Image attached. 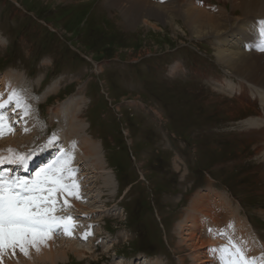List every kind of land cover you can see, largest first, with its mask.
Listing matches in <instances>:
<instances>
[{"label": "rangeland", "instance_id": "374dc122", "mask_svg": "<svg viewBox=\"0 0 264 264\" xmlns=\"http://www.w3.org/2000/svg\"><path fill=\"white\" fill-rule=\"evenodd\" d=\"M156 1L168 2L172 23L159 15L127 25L123 7L136 0H0V73L23 77L29 89L20 95L32 112L25 116L14 103L7 106L14 111L8 117L14 131L5 130L0 141L20 138L37 123L43 130L29 136L30 144L21 151L12 148L33 159L48 148L54 129L65 125L70 138L77 121L85 126V137L98 143L102 165L111 172L109 188L106 175L79 150L80 160L70 167L85 194L57 193L53 214L71 216L91 244L85 255L71 252L56 264H142L141 257L150 264H196L193 249L178 246V222L199 192L225 195L264 243V143L246 124L248 115L263 113L264 106L258 99L248 106L240 93L224 88L230 80L236 88L245 82L217 58L214 36L197 37L187 27L190 4L225 11V3L146 2ZM225 1L227 16L236 22L247 18L244 28L264 30V0L244 4L258 10L247 17L240 9L232 12L244 0ZM5 91L0 84L3 97ZM27 116L35 121L27 125ZM64 145L78 154L73 144ZM72 202L94 212L79 220ZM252 242L257 245L255 238ZM9 257L22 258L18 249L7 250L0 264Z\"/></svg>", "mask_w": 264, "mask_h": 264}, {"label": "bare ground", "instance_id": "6f19581e", "mask_svg": "<svg viewBox=\"0 0 264 264\" xmlns=\"http://www.w3.org/2000/svg\"><path fill=\"white\" fill-rule=\"evenodd\" d=\"M146 1L136 0L137 4L132 5L131 8L126 9L127 5L123 7V10H125L124 14L127 18L125 21L127 25H132L141 17L146 18L151 16L153 18H157L159 17V15H161L163 19L172 23L171 19L173 18V13L170 10V5L168 4V2L158 3L156 1L152 3ZM219 1L225 3V11L221 9L219 11L217 9L205 10V8L203 7L199 8L190 4L189 8L186 11L188 20L187 27L190 30V33L197 37L214 36L215 43H217V45L219 46V50L216 51L217 58L220 60V62L224 63V65L228 70H230V72L236 73L242 79V81L245 82H240L239 84L236 83L238 85V87L236 88L233 80H230L227 85L224 86V88L227 87L230 92H235V94L240 93V99L243 100L248 106L255 105L254 99L255 101L256 99H258L260 104L264 106V52L258 50L256 54V49L254 48L257 45H259L257 48L264 46V30L256 26L252 28H244L242 24L247 20V18H242L240 22H236V18H232L225 14L229 13L228 7L226 6V1ZM255 1L256 0H244V2L242 3L243 5L241 4L238 6H233L232 12H236V10L240 9L241 17H247L254 11L258 10L249 11V9H246L247 7L243 6L244 4H246V6L248 4L252 5L255 3ZM205 6H208L207 3H205ZM218 13H220V15H218ZM16 78L19 79V82L16 80ZM22 79L23 77L17 74L12 75L10 73H0V84H2V86L6 88V93L10 92L13 89H15L16 91L18 90L20 92L19 94L27 93L29 87L26 86L25 81H21ZM246 82L252 84L250 86H255L249 87V89ZM250 91L251 96L249 95ZM7 98L8 96L3 97L4 100H7ZM0 111H4L6 115H8L7 117H11L12 112H14L11 106H6L5 110L0 109ZM28 112H30V110ZM60 112L61 111H59V113ZM30 113L32 114V112ZM263 113H249L250 115H248L249 117H247L248 122L246 123L248 127L252 129V131L258 132V134L261 136V143H264ZM73 114H75L74 111H72L71 114L67 113V115H65L66 120H68V117L72 116ZM78 114H76V116ZM19 118L21 119L22 116ZM25 119L27 125L35 121L32 116H30V118L29 116H27ZM30 119H33L34 121H30ZM70 122L71 120H69L66 125L68 126ZM75 122L76 125H74L70 130V135L74 139H71L70 136V138H68V134L65 131V125L62 127L60 126L54 131V134L52 135L53 137L51 139L52 142L50 141L51 143L47 146L48 148L45 150V152H41V149L39 153H35L34 157L37 158L38 156H40L44 161L46 159H50V161H55L58 157L61 156V151H58L59 149L63 150L65 153H69L72 155L73 159L71 160V164L73 165L74 162L78 163L81 158L80 154L84 151L85 155L93 159L90 160L91 166L95 165L94 168L96 167V171H99L100 173L106 175L105 183L110 188L113 183L112 179L108 174L111 172H108L106 170V167L102 165L103 163L100 158V148L98 143L96 141H92L90 138H88V136L85 137L83 133L85 131V126L81 123L77 124V121ZM32 127L33 130H31ZM32 127H30V129H27V131H22L20 133V138H7L1 140L0 145L3 148L0 149V155L8 156V149H12L13 147H15V150L20 149L19 151H21L23 147L29 145V136L37 134L41 126H38L37 123H33ZM42 130L43 128L41 127L40 131ZM54 141H56L57 143H55ZM61 141H70L71 143H73L74 147L76 145L78 154L76 155L75 151L71 153L69 149L67 151L64 150L63 143L58 144V142ZM32 147L33 146L27 147V151L32 149ZM79 150L81 151V153L79 152ZM48 151H50L49 154ZM40 157H38V159L34 158L32 160V157H30V159L28 160L27 168H20L21 170H19L18 172L32 171L33 168L38 166L35 162L40 160ZM87 165L90 166V163H88ZM73 179L75 180V177ZM69 180H71L70 176L66 178L65 182L71 184ZM80 190L81 188L79 187V195L81 194ZM83 193L85 194V191H83ZM73 195L74 194L68 193V197ZM79 195L77 194V196ZM231 203L232 202H230L225 195L219 196L213 191L207 193L199 192L192 199L190 205L188 206L186 210L185 219H180L181 221L178 222V227L182 231V234L180 233L181 236L178 242V246L185 245L186 247H188L189 250L193 249L191 253L193 255V259L196 261V264H220V246L229 244V240L240 246L247 257L255 258L257 264H264V248L262 247L264 243L261 241H257L258 238L253 235L252 228H249L250 226H248V224L246 223L247 219L245 221L241 219L238 215V212L234 210V208H232L233 206L231 205ZM72 204L76 208V210L78 209V211L81 212L80 214H77L79 215V217H81L79 220H83L84 218L86 219L85 215H89L90 212H94L88 207H82L78 202H72ZM58 210L61 209L59 208ZM56 216L60 215L57 214ZM75 219L78 220L77 217ZM73 224V229H75L76 231L71 229V235H67L63 229V226H61L60 230L55 231L51 235V238L48 239L45 244L40 245L39 251H37L35 247H30L29 255L26 256L19 250V248H17L20 251L22 258H18L17 260L12 261L11 257H9L8 261L1 264H16V262H20L17 264H36L38 263L37 261L43 260H49L52 264H56L59 258H65L67 257L68 253L71 252H73V254L85 255L86 253H88L87 251L89 250V245L91 244L89 243L90 241L87 243L86 241L84 242L83 239L85 234L88 233L83 232V229L81 228L82 225L76 226V223ZM254 238L257 242V245H253L252 240H254ZM207 247H209L208 250H206ZM109 248L111 249V247ZM144 258L145 257H143V259ZM143 259L142 257L140 258L142 264H150L147 258H145L144 260Z\"/></svg>", "mask_w": 264, "mask_h": 264}, {"label": "snow or ice", "instance_id": "6c2138e0", "mask_svg": "<svg viewBox=\"0 0 264 264\" xmlns=\"http://www.w3.org/2000/svg\"><path fill=\"white\" fill-rule=\"evenodd\" d=\"M259 50L264 52V46ZM2 97L3 94H0V109L15 103L16 108L22 109L25 116L28 114L30 105L24 103L15 89L9 92L7 100ZM5 130L12 132L14 128L6 113L0 111V135ZM60 151V157L30 176L20 175L16 171L18 168H27V154L8 149V156L0 155V261L7 250H12L14 254L19 248L26 256L29 255L30 247L39 251L40 245L45 244L61 226L67 235L72 234V217L53 214L57 193L76 194L79 187L75 180L71 184L65 182L68 176H74L76 170L70 167L72 155ZM219 250L220 264H257L255 258L247 257L242 248L231 240L229 244L220 246Z\"/></svg>", "mask_w": 264, "mask_h": 264}]
</instances>
